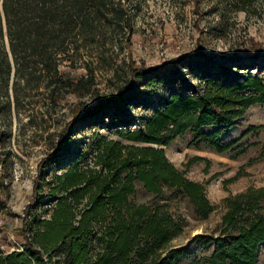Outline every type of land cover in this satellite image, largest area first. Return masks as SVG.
<instances>
[{
  "label": "rangeland",
  "instance_id": "obj_1",
  "mask_svg": "<svg viewBox=\"0 0 264 264\" xmlns=\"http://www.w3.org/2000/svg\"><path fill=\"white\" fill-rule=\"evenodd\" d=\"M129 11L128 21L97 23L92 31H75L72 42L42 63L30 58L14 62L4 18L0 35V254L26 252L21 227L25 207L38 182V200L28 208L27 231L35 221L48 218L61 190L57 176L68 166L93 164L100 137L120 143V131L143 127L150 115L170 96L189 95L213 77L217 83L241 79V73L264 78V0H114ZM3 13L1 12V16ZM4 44V46H3ZM201 50L206 57L170 62L180 55ZM6 51L10 65L7 71ZM140 67L143 74L131 68ZM160 67L159 69H155ZM69 82L71 84H66ZM127 87L123 99L94 115L96 97H111ZM83 119L72 123L73 112ZM69 125L66 139L59 142ZM254 130L246 132L249 127ZM204 126L187 130L167 145L155 146L187 178L200 182L214 210L203 219L186 199L168 203L174 217L182 219V232L168 244L170 264H208L205 257L216 248L196 236L218 237L224 199L248 188L264 187V104L250 106L242 117L216 131ZM232 143L225 151L218 146ZM38 172L39 162L53 151ZM154 195L135 184L129 200L150 202ZM264 214V199L260 200ZM37 248L38 246L35 245ZM45 253V257L49 253ZM254 264H264V242Z\"/></svg>",
  "mask_w": 264,
  "mask_h": 264
},
{
  "label": "trees",
  "instance_id": "obj_2",
  "mask_svg": "<svg viewBox=\"0 0 264 264\" xmlns=\"http://www.w3.org/2000/svg\"><path fill=\"white\" fill-rule=\"evenodd\" d=\"M2 17L11 54L19 67L30 58L50 65L54 54L73 41L77 29L90 32L102 20L122 25L128 21L129 11L114 0H0V35ZM2 55L7 71L10 73L12 68L17 72L18 67H11L6 51ZM198 56L206 54L197 50L165 64ZM131 71L145 73L140 67ZM239 76L242 78L222 83L209 77L189 95L170 96L142 128L120 131L126 143L100 137L93 164L73 162L57 176L52 192L61 190L62 195L56 199L48 218L35 221L29 234L26 212L38 200L36 179L22 225L12 230L23 236L27 251L0 254V264H170L168 244L182 232V219L174 217L168 203L161 200L186 199L203 219L214 210V205L208 200L204 186L187 178L185 172L168 160L164 150L155 146H165L187 130L198 131L204 126L217 128L207 135L215 142L250 106L264 104V78L257 73ZM126 89L120 88L111 97H96L94 115L115 106ZM82 119L79 110H75L72 123ZM254 129L251 126L246 132ZM69 131L67 125L59 142L66 139ZM231 144L218 146L217 150L223 152ZM56 153L57 150L53 151L39 162L37 175ZM136 183L154 195L150 202L129 200ZM262 199L264 187H251L223 200L226 212L220 235L195 237L216 246L204 258L208 264L255 263L258 247L264 242ZM44 250L49 253L47 257Z\"/></svg>",
  "mask_w": 264,
  "mask_h": 264
}]
</instances>
